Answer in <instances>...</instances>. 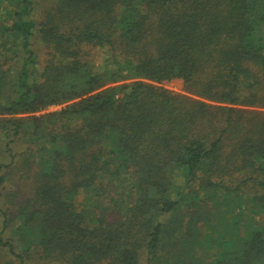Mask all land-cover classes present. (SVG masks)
<instances>
[{
    "label": "trees",
    "instance_id": "trees-1",
    "mask_svg": "<svg viewBox=\"0 0 264 264\" xmlns=\"http://www.w3.org/2000/svg\"><path fill=\"white\" fill-rule=\"evenodd\" d=\"M0 264H264V0H0Z\"/></svg>",
    "mask_w": 264,
    "mask_h": 264
},
{
    "label": "rangeland",
    "instance_id": "rangeland-1",
    "mask_svg": "<svg viewBox=\"0 0 264 264\" xmlns=\"http://www.w3.org/2000/svg\"><path fill=\"white\" fill-rule=\"evenodd\" d=\"M57 107H51L50 109L52 110V109H56Z\"/></svg>",
    "mask_w": 264,
    "mask_h": 264
}]
</instances>
